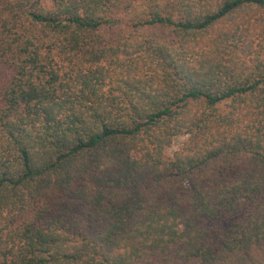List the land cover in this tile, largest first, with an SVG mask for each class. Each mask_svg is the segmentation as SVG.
<instances>
[{"label":"trees","instance_id":"1","mask_svg":"<svg viewBox=\"0 0 264 264\" xmlns=\"http://www.w3.org/2000/svg\"><path fill=\"white\" fill-rule=\"evenodd\" d=\"M134 1L0 0V264H264V0Z\"/></svg>","mask_w":264,"mask_h":264},{"label":"rangeland","instance_id":"2","mask_svg":"<svg viewBox=\"0 0 264 264\" xmlns=\"http://www.w3.org/2000/svg\"><path fill=\"white\" fill-rule=\"evenodd\" d=\"M164 6H167L168 11L177 17L178 11L176 8L170 9V5L175 4L174 0H163ZM150 0H136L134 1L132 7L125 8H115V16L118 18L116 24H111L106 26L102 33L105 36V40L112 45L118 44L120 41H124L131 34H140V39L142 35L151 36L154 39L160 40L168 45L175 46L177 43L176 35L172 27L163 26L160 24L151 25H137L138 23L149 18L150 13ZM259 39L256 40L259 53L261 57L264 58V49H262L259 44ZM256 46V47H257ZM261 51V52H260ZM12 74L11 68L6 64H0V85L6 82ZM229 104V100L224 102L222 109L226 108ZM186 136H178L174 142L166 148L165 153L168 157H173L174 153L183 147Z\"/></svg>","mask_w":264,"mask_h":264}]
</instances>
